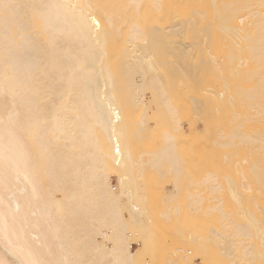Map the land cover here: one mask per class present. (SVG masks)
Returning <instances> with one entry per match:
<instances>
[{
    "label": "bare ground",
    "instance_id": "bare-ground-1",
    "mask_svg": "<svg viewBox=\"0 0 264 264\" xmlns=\"http://www.w3.org/2000/svg\"><path fill=\"white\" fill-rule=\"evenodd\" d=\"M184 99L190 116L212 113L226 150L199 181L219 215L209 237L230 264L264 261V0H0V264H142V174L172 177L157 214L171 220ZM153 116L159 143L135 153Z\"/></svg>",
    "mask_w": 264,
    "mask_h": 264
},
{
    "label": "rangeland",
    "instance_id": "rangeland-1",
    "mask_svg": "<svg viewBox=\"0 0 264 264\" xmlns=\"http://www.w3.org/2000/svg\"><path fill=\"white\" fill-rule=\"evenodd\" d=\"M93 5L97 12L102 13V11H100L101 6L99 2L94 1ZM198 7L202 11L207 9L208 11H206V13L208 15L211 14V4L209 2L207 3L201 1L198 3ZM188 10L189 9L185 10V14H188ZM203 17L204 16H198L201 23L205 21ZM193 21L194 20H191L192 23ZM114 23H116V21H114ZM219 34H221L220 31H212L210 39L217 38V35ZM219 41V45L221 49H223V43L226 42V39L219 37ZM207 50L212 51L214 55L219 53L218 49L215 47H213L211 50ZM206 77L207 78L202 81L201 87H204L205 85L209 84V82H211V80L209 81L210 77H208V75ZM215 89L224 91L225 87L217 81L215 82ZM189 91L188 89H185V92L189 93ZM222 95L223 94L221 93V97ZM182 104H184V106L190 105V101L188 100L186 102V99H184V102L182 101ZM186 106L184 108V110L186 111L185 114L188 110V107ZM222 112L223 115L225 113V110H223ZM198 114L197 116L196 114L195 116H190V113H187L185 116V119L187 120V125L183 130V134L185 136H183L184 138H180L182 140L181 144H183L181 146V150H183L185 153L182 164L184 170L182 175L179 177V185L177 191L175 192V197L172 201L169 202V204L177 205L178 207L177 212L175 214L173 213L170 217L171 220H158L157 214L160 210L163 209V207L165 206V202H167V198L164 195L166 194L165 187L167 183L172 180V177L170 175H168L167 177V174L166 176L158 177L160 175L149 169H145V173L143 172L142 174L143 176L141 180L143 183L142 186L144 187L143 195L146 198L144 206L148 208V215L150 217L149 227L152 229V231L148 235L149 246L148 250L145 252L142 264H167L166 258L168 257H172L173 259H175L177 264H230L227 261L228 259L225 260V257H221L222 255L218 253L219 250L213 243L215 241L214 238L209 237L208 227H216L217 221H219V215L216 213L210 214L209 212H206V207L211 202L210 200L206 201V198L208 199L209 197L207 196L208 192L206 189H204V185L202 186V184L199 182L202 176L205 174L206 170H216L219 168H224L226 166L227 160H224L225 158L223 159L222 155V153L226 150L221 148V150L218 152L217 148H214L213 144H211L210 140L213 139L214 136V119L212 113L206 108L202 109ZM150 119L152 127L148 126V130L138 133L141 138L138 137V134H136L137 136L134 137V141L132 144L135 153L140 152L141 150H150L153 146H156V144L159 143V135L161 132L160 128L162 126V123L161 121H158L157 116H153V119ZM192 119H195V124H192ZM190 127L192 131L190 130ZM204 128H206L207 130ZM196 133H198V135ZM206 133L210 134L209 137H207L208 135ZM204 136H206L205 139ZM198 137L200 138V140L203 139L204 142H199L200 140L198 139ZM193 139H198L199 141L197 140V142L199 143L193 146ZM206 141H208V145H206ZM138 142H140L141 144H139ZM223 178L224 174L220 173L219 180L225 186L226 182L225 178ZM195 181L197 184L195 183ZM191 194H198L202 196L204 200H202V205L200 204L198 208L197 205L196 207L190 205L189 208L191 209L189 210L188 204L190 203L189 199ZM204 196L206 197L204 198ZM217 196L220 197V200L222 201L223 211L229 212L230 207H228V192L226 191V189H224ZM210 241L214 246L211 245ZM214 247L216 249H214ZM145 259H147L148 261ZM259 260L261 259H256V261H254L255 263L253 262V264H260ZM261 264H264L263 259L261 260Z\"/></svg>",
    "mask_w": 264,
    "mask_h": 264
}]
</instances>
